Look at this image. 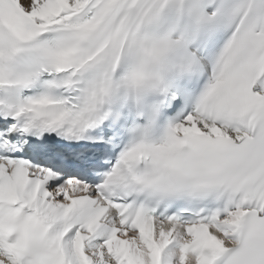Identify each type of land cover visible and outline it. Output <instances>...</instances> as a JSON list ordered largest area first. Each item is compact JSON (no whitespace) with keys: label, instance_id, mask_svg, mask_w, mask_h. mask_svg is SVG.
Listing matches in <instances>:
<instances>
[{"label":"snow or ice","instance_id":"1","mask_svg":"<svg viewBox=\"0 0 264 264\" xmlns=\"http://www.w3.org/2000/svg\"><path fill=\"white\" fill-rule=\"evenodd\" d=\"M0 264H264V0H0Z\"/></svg>","mask_w":264,"mask_h":264}]
</instances>
